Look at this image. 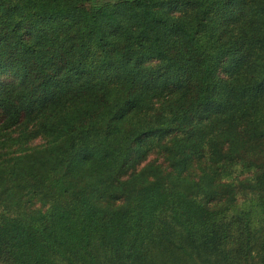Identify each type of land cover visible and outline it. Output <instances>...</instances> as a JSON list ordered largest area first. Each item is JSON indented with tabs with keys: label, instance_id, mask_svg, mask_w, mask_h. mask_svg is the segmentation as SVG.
<instances>
[{
	"label": "trees",
	"instance_id": "1",
	"mask_svg": "<svg viewBox=\"0 0 264 264\" xmlns=\"http://www.w3.org/2000/svg\"><path fill=\"white\" fill-rule=\"evenodd\" d=\"M0 264H264V0H0Z\"/></svg>",
	"mask_w": 264,
	"mask_h": 264
}]
</instances>
